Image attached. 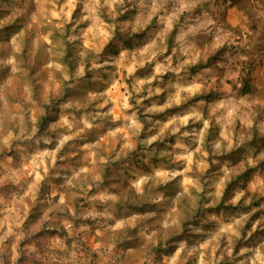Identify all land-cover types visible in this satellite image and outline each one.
<instances>
[{
    "label": "rangeland",
    "instance_id": "obj_1",
    "mask_svg": "<svg viewBox=\"0 0 264 264\" xmlns=\"http://www.w3.org/2000/svg\"><path fill=\"white\" fill-rule=\"evenodd\" d=\"M149 1L142 10L129 0H4L0 50H22L27 67L21 77L16 61H0V264L56 258L43 260L49 244L52 250L63 243L58 235H47L40 249L34 235L12 234L25 223L30 231L63 228L71 237L76 226L90 248L104 251V261L150 264L151 247L177 226L178 204L199 199L205 213L187 228L190 242L165 246L157 264H213L218 254L239 251L241 263L264 264V93L236 92L229 71L217 82L226 87L216 99L195 103L217 77L191 71L224 45L231 53L208 69L230 70L226 59L238 58L230 30L253 54L264 49V8L255 0ZM116 28L136 38L121 43ZM48 112L54 119L40 134ZM252 125L260 134L255 147L248 146ZM101 167L143 196V207L116 208L126 197L90 182ZM248 168L246 190L255 202L241 181L227 202L233 209L209 212ZM64 182L80 195L77 205L57 201L53 212L45 207L41 217L28 216L41 188L52 194ZM107 227L132 233L117 249L108 246Z\"/></svg>",
    "mask_w": 264,
    "mask_h": 264
},
{
    "label": "trees",
    "instance_id": "obj_2",
    "mask_svg": "<svg viewBox=\"0 0 264 264\" xmlns=\"http://www.w3.org/2000/svg\"><path fill=\"white\" fill-rule=\"evenodd\" d=\"M248 2H254L253 0H247ZM257 4H260L263 6L264 8V0H255ZM252 5V4H251ZM124 19V17H122L120 14L118 16V21ZM233 33H236V43L233 44V53L235 54L234 57H238V58H233V60L231 58H227L226 61H231V64L233 66H231V64H228V69H230V75L231 77H235V81H236V85H238V89L236 90V92H240L243 95H248L253 91V85H252V79H253V72L255 69V63L254 60L251 61V59L249 57H246L247 55H249V52H251L249 46L243 42L242 40V35L240 34L239 31L235 30V32L233 30H230ZM175 32V31H174ZM173 32V33H174ZM133 38H136V36H125L124 34H122L118 28H116V39L119 42H123V43H128L129 41L133 40ZM115 38L113 39L114 42ZM116 41V40H115ZM226 47V48H225ZM107 49H111L113 52V54H117L116 50H115V46L110 43L107 46ZM263 50V49H262ZM260 50V51H262ZM264 51V50H263ZM226 52H230V47H228V45H224L221 49H219V51H217V53L212 54L213 56L210 58H208V61L206 63H198L197 65H194V67L191 68V71L193 73H198L201 72L203 70H207L210 65H211V61L218 59L221 55H225ZM21 50V52L17 51V50H4L1 49L0 50V55L6 57V56H10L13 55L15 57V61L16 64L19 66L20 68V75L22 77V75L24 74V71L27 67L26 65V61H25V57H24V53ZM232 56V55H231ZM69 57V56H66ZM245 59V61H244ZM235 75V76H234ZM219 96L218 92L215 90H212L208 93H204V94H198L196 95L193 99L192 102H199V101H205V102H212L214 99H216ZM49 109V107H48ZM49 113V112H48ZM50 116H44L41 120V129H40V134L41 133H46L45 132V126L46 124H48L49 121L53 120L54 118L52 117V113H49ZM140 121L143 122L144 124H146L147 119L144 116H140ZM45 125V126H44ZM260 134L257 131L256 127H253V136H252V140L250 141V143H248V146H252L255 147V145L257 144L256 140L257 137H259ZM210 138V136H208V139ZM241 150V148L239 147L238 150ZM239 150V151H240ZM98 172V176L95 177V173L93 175L90 176V182H93L92 179H96L99 180L101 182H99L100 184V188L104 189V190H110L113 194L118 195L119 197H126V200L123 203H119L116 202L115 204H113L116 208L119 209H133L135 208V206L137 205V207L142 208L144 205V197L143 196H138L136 194V192L130 187L129 184H127V182H125L122 179H113L112 177H110L111 175H109V171L107 169H103L102 167L97 171ZM251 173H252V168H248L246 171H244L242 174H239V176H236L234 179L230 180L227 184L226 187L224 189V193L222 195V198L220 200V202L217 204L216 207L213 208H208L209 212H219V211H229L231 209H233L234 207L231 205H228L227 202L229 201V199H231L233 197L234 194V190L235 188L238 186L239 182L243 181L242 184V188L244 189L247 197H254V202H255V198H256V194H250L247 190H246V186L247 183L250 181L251 179ZM94 184V183H92ZM43 188L40 189L41 192H39V198L37 203L35 204V206L33 207V209L31 210L32 212L28 215L33 216L35 218L37 217H41L42 214H44V210H40L41 206H40V202L43 200H45L47 202V204H45V207L48 208L49 211L53 212L52 207L54 205H56L58 202L54 201V198L52 197L51 193L48 194H44V190H42ZM63 192L66 195V201H65V206H67V204L69 203H74L75 205H77L79 203V199L78 196H80L78 194V192H75L73 189L71 188H64ZM22 196H24V192L20 193ZM46 195V196H45ZM45 196V197H44ZM53 199V201H52ZM261 199V198H260ZM18 202H22L21 198L17 199ZM143 200V201H142ZM42 201V202H43ZM41 202V203H42ZM23 203V202H22ZM202 200H197V204L196 205H184V204H178V206L176 207V217H177V226L174 228H170V237L168 238V241H162L158 242L156 248L151 247L153 249L152 253L155 255L154 258H152V260H149L150 264H157V261L159 260V255L162 254L164 251L165 246H170L171 244H173L174 242H178V241H187L190 242L189 238L187 237V228H189L191 225L193 224H198L199 220L198 218L203 215L205 213L204 208L202 206ZM4 202H2L0 204V208L3 207ZM20 213H22L23 215V210L19 209ZM25 212V211H24ZM90 223H93L92 221H90ZM31 224L25 223L23 224L20 228H21V233L14 231L13 228V232L17 233L21 236H25V234L28 235H34L33 240L36 241V243H38V246H40V249H42V245L44 242L43 241L46 239L47 235H50L51 237H55V235H58L63 243L61 245H56L53 247L52 250L51 247L53 244H49L48 249L44 252L45 258H43V260H45L51 253H53L55 255V259L49 256V259L46 260V263L44 264H121L120 261L117 260V258L115 257H110V259L108 261H104L102 258V254H104V251H100L101 249H97V250H93L92 248H90V246L87 244V242L85 240H83V236L84 234L79 232L77 230V227L75 226L73 228V233H72V237L69 236V234L71 235V232L67 230V232H63L61 233L63 230V228H61V230L58 229H54L52 226H42L39 227L35 230L30 231ZM108 228V227H107ZM149 230L151 232V225L148 224V226H146L145 230ZM60 233V234H58ZM132 231L128 230L127 232H122L121 230H114L111 228H108V230L106 231V240L108 241L107 243L109 244L108 246H112L114 248H120L122 246V244H125L127 242H123L124 240L128 239L129 236L131 235ZM55 234V235H54ZM64 234V235H63ZM57 237V236H56ZM55 237V238H56ZM162 239V238H161ZM43 241V242H42ZM42 242V243H41ZM168 243V245H167ZM129 248H133L132 246H126ZM150 252V251H149ZM233 257H228V256H224L223 254H218L217 258H222L221 261L217 264H232L233 261ZM42 260V261H43ZM143 264V263H142Z\"/></svg>",
    "mask_w": 264,
    "mask_h": 264
},
{
    "label": "crops",
    "instance_id": "obj_3",
    "mask_svg": "<svg viewBox=\"0 0 264 264\" xmlns=\"http://www.w3.org/2000/svg\"><path fill=\"white\" fill-rule=\"evenodd\" d=\"M23 0H15V3L17 5L21 4ZM129 1H132L131 4L132 5H137V8L139 9H142L143 10V7L144 5L149 1V0H129ZM165 0H150L149 2L151 3H156V2H164ZM183 1L184 3L182 5H185V4H188L189 2H193L195 3L196 1L198 2H201V0H181ZM4 0H0V10H2V4H3ZM155 7V5H154ZM192 24V23H191ZM208 33V30L207 32ZM208 35L210 36V34L208 33ZM264 50V49H263ZM258 51L257 53L253 54L252 52H249V55H247L246 57H249L251 59V61L254 60V63H255V69H254V72L252 73L253 74V79H252V85L257 88L259 91H262L264 93V51ZM7 57V56H6ZM2 55H0V61L2 58H6ZM10 60L9 63L10 64H14L15 63V57L13 55H10L9 56ZM245 61V59H244ZM201 75H203L204 77H207V76H213L214 77H217V80H216V86L211 88V91L212 90H215L217 91V89L221 90V88H225L226 87V84L224 83L222 86L217 82H219L222 78V75H224V77H228L229 75V70L225 69L224 70V73L222 71H220L219 69H207V70H203L200 72ZM218 75V76H217ZM223 77V78H224ZM216 79V78H215ZM227 79V78H226ZM219 86V87H217ZM225 90V89H224ZM262 104H264L263 102H261ZM257 125H252V127H256ZM66 182V181H65ZM56 183L55 186L57 187V185L60 187L62 186V190H60V188H57L56 191H53L52 192V197L54 198V201H58V202H65L66 201V195L65 193L63 192L64 188H66L67 186H63V185H67V183ZM53 201V199H52ZM44 210V207L41 208L40 210ZM177 209V208H175ZM176 212V210H174ZM117 215H119L117 213ZM105 224V223H104ZM109 227V226H108ZM129 248V247H128ZM240 251L239 252H234L233 254H235V256L233 257V261H232V264H236L238 262V264H243L241 263L239 260L241 258H237V256H239L240 254ZM108 261V260H107ZM220 260H216L214 258V263L213 264H217L219 263Z\"/></svg>",
    "mask_w": 264,
    "mask_h": 264
}]
</instances>
